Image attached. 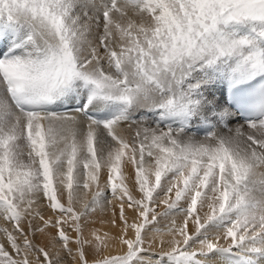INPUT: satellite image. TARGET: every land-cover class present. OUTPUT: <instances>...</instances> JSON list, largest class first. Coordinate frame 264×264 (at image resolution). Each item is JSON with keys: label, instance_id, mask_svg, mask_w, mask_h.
I'll use <instances>...</instances> for the list:
<instances>
[{"label": "snow or ice", "instance_id": "obj_1", "mask_svg": "<svg viewBox=\"0 0 264 264\" xmlns=\"http://www.w3.org/2000/svg\"><path fill=\"white\" fill-rule=\"evenodd\" d=\"M0 220V264H264V0H0Z\"/></svg>", "mask_w": 264, "mask_h": 264}, {"label": "bare ground", "instance_id": "obj_2", "mask_svg": "<svg viewBox=\"0 0 264 264\" xmlns=\"http://www.w3.org/2000/svg\"><path fill=\"white\" fill-rule=\"evenodd\" d=\"M215 96L217 98H219L220 92L219 91H215ZM110 208H111V206H110ZM116 211H117V214H118V208L116 209ZM109 212H110L109 215H106V217L104 218L103 221H96L95 224L90 225V227H94V228L99 229L101 235H103L104 232H109V234H112V233L117 231V229H113L108 223H106L112 217V209L109 210ZM0 223H1V225L3 227H9V230H11V227L9 225H6L4 221H0ZM25 229H27V225L26 224H25ZM51 232L54 233V230H52ZM2 240H3V237H2ZM34 242L38 246H42L43 244H45L47 242V237H44V236H41V235H37L35 240H34Z\"/></svg>", "mask_w": 264, "mask_h": 264}, {"label": "rangeland", "instance_id": "obj_3", "mask_svg": "<svg viewBox=\"0 0 264 264\" xmlns=\"http://www.w3.org/2000/svg\"><path fill=\"white\" fill-rule=\"evenodd\" d=\"M109 199L111 198L110 196L108 197ZM104 204H105V207H104V209L103 210H101V209H97V211H96V213L93 215V216H91L90 217V219L91 220H94V221H103L104 220V218L106 217V215H109V210H111V208H110V205H107V202L106 201H104ZM47 215H50V213H47L46 214V218H47ZM102 217V218H101ZM101 218V219H100ZM0 221H2V220H0ZM0 227H3L2 225H1V223H0ZM52 230H54V233H55V229H52ZM51 230V231H52ZM70 231V230H69ZM53 233V234H54ZM0 241H2V236H0ZM35 243V242H34Z\"/></svg>", "mask_w": 264, "mask_h": 264}]
</instances>
